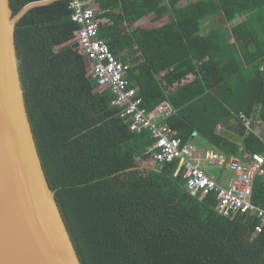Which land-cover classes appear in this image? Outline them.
Instances as JSON below:
<instances>
[{
    "label": "trees",
    "instance_id": "obj_1",
    "mask_svg": "<svg viewBox=\"0 0 264 264\" xmlns=\"http://www.w3.org/2000/svg\"><path fill=\"white\" fill-rule=\"evenodd\" d=\"M41 1L9 0L12 16ZM93 4L108 21L99 37L130 65L142 107L168 101L174 112L165 122L184 141L197 134L226 156L264 154V0ZM70 15L68 0L31 6L15 23L14 44L36 148L80 263L264 264L256 215L219 213L215 192L191 195L177 160L145 168L155 139L131 130V116L91 76ZM149 15L162 23L132 26ZM212 15L230 37L222 25L200 34ZM253 179L251 201L261 204L264 173Z\"/></svg>",
    "mask_w": 264,
    "mask_h": 264
},
{
    "label": "water",
    "instance_id": "obj_2",
    "mask_svg": "<svg viewBox=\"0 0 264 264\" xmlns=\"http://www.w3.org/2000/svg\"><path fill=\"white\" fill-rule=\"evenodd\" d=\"M12 16L0 0V264H81L36 148L19 77Z\"/></svg>",
    "mask_w": 264,
    "mask_h": 264
},
{
    "label": "built area",
    "instance_id": "obj_3",
    "mask_svg": "<svg viewBox=\"0 0 264 264\" xmlns=\"http://www.w3.org/2000/svg\"><path fill=\"white\" fill-rule=\"evenodd\" d=\"M93 0H68L70 18L78 27L76 42L90 64L91 76L98 85L105 86L113 96L112 104L121 107V115L132 118L131 130L147 129L155 139L147 148L148 168L161 170L165 163L177 160L183 170L185 189L191 194H216V209L221 214L230 212L250 213L258 217L260 225L256 231L264 232V202L251 201L252 182L256 174L264 173V154L246 152L242 156H226L222 152L203 150L177 136L165 119L174 110L168 101H161L152 110L142 107L139 88L130 85L128 71L130 65L120 60L109 48L106 40L99 37L100 23ZM264 71V67L260 68ZM245 126L249 121L241 115ZM248 133V130L246 131ZM227 167L232 177L227 185L217 182L207 173V165Z\"/></svg>",
    "mask_w": 264,
    "mask_h": 264
},
{
    "label": "rangeland",
    "instance_id": "obj_4",
    "mask_svg": "<svg viewBox=\"0 0 264 264\" xmlns=\"http://www.w3.org/2000/svg\"><path fill=\"white\" fill-rule=\"evenodd\" d=\"M219 17H220L219 15H216V16L215 15H212V16H206V17H204V19H202V21H201V27H202V29H204L202 31L205 32L206 30H209V28L213 29L214 27H218V26H221V25L223 26L224 29L227 28L225 26L227 24H222V22L220 21ZM160 23H162V22H157L156 23V22L152 21V18L149 15L147 17H142L138 21L134 22L132 26L133 27L134 26H140L142 28H151V27H154V26H156V25H158ZM214 29H217V28H214ZM129 52L130 51L128 49H125L121 53H124V54H127L128 53V55L130 56V53ZM263 134H264L263 131H261V135H263ZM200 141H203L204 142V145H206L208 143L205 139H203L201 136H199V135L196 134V136L193 139V143L198 148H202V146H200ZM207 146H210V144L208 143ZM143 165L145 166V168L148 169V163L147 162L144 163ZM224 168H227V167H224ZM224 168H222L221 166H218V165H211V164H209V165H207L206 170H207V173L208 174H211V175L213 174L214 176H216V175H219L220 172ZM226 171L228 172V175H229L228 178L232 177V172L229 171L228 168L225 170V172Z\"/></svg>",
    "mask_w": 264,
    "mask_h": 264
},
{
    "label": "crops",
    "instance_id": "obj_5",
    "mask_svg": "<svg viewBox=\"0 0 264 264\" xmlns=\"http://www.w3.org/2000/svg\"><path fill=\"white\" fill-rule=\"evenodd\" d=\"M241 18H243V16H240V17L234 19V20L232 21L233 24L237 23ZM225 26L227 27V30L225 31V33L228 34L229 37H230V33H229L228 26H227V25H225ZM202 30H204V29H202V27H201L200 34H202V35H206V34L209 33L210 28H209V30H206L205 32H203ZM229 39H230V38H229ZM233 127H234V126H233ZM263 130H264V123H263V122L258 123V126H257V132L259 133L260 136H262V135H261V131H263ZM228 131H229V130H228ZM263 132H264V131H263ZM230 133L232 134L233 138H235L236 140L238 139V137L235 135V133L233 132L232 129L230 130ZM195 136H196V134L193 135V137H192V141H193V139H194ZM207 144H208V143H207ZM207 144L204 145V142H203V141H200V146H202L201 149H206V150H207V149H212V150H213V147H211V146H207ZM222 168H224V167H222ZM226 169H227V168H224V169L220 172L219 175L214 176V175L212 174V175L214 176V178H216L217 181H218L220 184H222V185H227L228 182H229L230 179H231V177L228 178L229 175H228V172H227V171L225 172ZM228 170H229V169H228ZM229 171H230V170H229Z\"/></svg>",
    "mask_w": 264,
    "mask_h": 264
},
{
    "label": "clouds",
    "instance_id": "obj_6",
    "mask_svg": "<svg viewBox=\"0 0 264 264\" xmlns=\"http://www.w3.org/2000/svg\"><path fill=\"white\" fill-rule=\"evenodd\" d=\"M92 3H93V1H92ZM93 5H94V4H93ZM94 6H95V5H94ZM97 17H98V16H97ZM98 18L101 19V20H103V22H108L107 19H105V18H104V19H103V18H100V17H98ZM103 22H102V23H103ZM102 23H100V25H101ZM192 137H193V135H192ZM192 137H191L190 140H192ZM192 142H193V141H192ZM193 144H194V143H193ZM196 147H197V146H196ZM200 149H201V148H200ZM203 150H206V149H203ZM207 150H212V149H207ZM212 151H213V150H212ZM216 152H219V151H216Z\"/></svg>",
    "mask_w": 264,
    "mask_h": 264
},
{
    "label": "bare ground",
    "instance_id": "obj_7",
    "mask_svg": "<svg viewBox=\"0 0 264 264\" xmlns=\"http://www.w3.org/2000/svg\"><path fill=\"white\" fill-rule=\"evenodd\" d=\"M251 127V126H250ZM248 133H250V132H248ZM264 138V137H263ZM256 176V175H255ZM254 180V179H253ZM253 183V182H252Z\"/></svg>",
    "mask_w": 264,
    "mask_h": 264
}]
</instances>
